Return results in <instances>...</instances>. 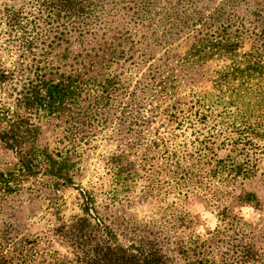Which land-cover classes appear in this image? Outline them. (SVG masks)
Returning <instances> with one entry per match:
<instances>
[{"label": "trees", "instance_id": "16d2710c", "mask_svg": "<svg viewBox=\"0 0 264 264\" xmlns=\"http://www.w3.org/2000/svg\"><path fill=\"white\" fill-rule=\"evenodd\" d=\"M130 21L152 30L157 44L192 32L191 43L182 52L166 50L133 84L126 64L141 55L126 27ZM94 29L102 31L100 38L76 50L62 48L71 33L84 38ZM61 50L72 54L70 63ZM11 55L16 58L6 59ZM156 118V134L149 137ZM43 122L61 128L56 148L40 144ZM108 129L115 137L122 131V142L107 160L108 188L79 192L74 257L49 249L39 253L33 246L22 257V244L34 242L13 238L4 226L0 264L255 261V240H244L243 232L234 237L235 228L249 224L220 200L260 206L244 185L256 172L253 156L264 150V0H0V143L16 157L0 169L1 196L38 174L53 179L55 190L72 185L78 150ZM188 188L203 192L220 226L204 239L179 236L172 246L175 261L161 250L166 236L149 229L148 244L125 247L97 214L101 203L109 210L149 199L156 211H167L172 228L188 218L175 201L165 200ZM55 207L60 211L61 203ZM225 245L232 248L226 246L217 261L213 252Z\"/></svg>", "mask_w": 264, "mask_h": 264}, {"label": "rangeland", "instance_id": "374dc122", "mask_svg": "<svg viewBox=\"0 0 264 264\" xmlns=\"http://www.w3.org/2000/svg\"><path fill=\"white\" fill-rule=\"evenodd\" d=\"M19 1L17 0V2ZM219 2L220 0H214V5ZM122 13L117 18L119 21L123 20L124 14L122 16ZM124 19L128 21V18ZM114 25L115 22L110 23L111 28ZM126 27L132 30L133 38L137 43L138 53L141 55L139 58H134L136 60L134 65L126 64V67L131 66L128 73L133 84L137 80L146 77L148 68L152 63H160L162 61L166 50L174 49L176 52H182L191 43L192 32L188 34L181 33L170 40L168 44H157L154 42L152 30L138 24L136 25L133 21H130ZM94 32L95 34L91 36ZM101 33V30L94 29L91 34L85 35L84 38H79L73 32L68 36L69 43H63L62 48L69 50L70 47L71 50H76L79 43L83 42L86 44L87 40L92 39V37L98 39ZM107 35L109 34L105 36ZM59 52L60 54L66 53L68 55L65 62H71V53L69 54L63 50ZM14 58H16L14 55H11L10 58L6 57V59L13 60ZM57 60V58H54V61ZM139 95V92H137V96ZM158 118L147 129L149 137H153V134H156ZM60 130L61 128L55 123L43 122L42 132L39 137L40 144L50 149L56 148ZM114 132L108 129L102 135H98L87 146H83L78 150L75 159H77L76 166L79 170L74 177L72 185L55 190L53 179L47 175L38 174L25 179L19 191L6 196H1L0 193V228L4 226L10 228L15 239L26 238V240L34 242V245L22 244L24 247L21 252L22 257L33 253L30 246H33L34 250L39 253L49 249L57 250L68 257H74L77 250L76 244L73 242L74 234L76 233L74 227L76 229L75 222L81 214L78 209L79 192L81 189L102 192L108 188L110 173L107 168V160L112 153L117 152V145L122 142L121 137L123 135L121 131L120 136L115 137ZM161 132L162 129L158 130V133ZM121 148L124 150V154H129L130 151L126 147L121 146ZM129 157L134 158L132 154ZM253 161L256 170L255 175L245 182L244 187L247 191L254 192L258 197L259 209L250 205L235 206L236 202H232L231 199H222L220 201L221 206L233 205L234 207H230V209H233L236 216L250 226L247 228H235V233L238 232V236H234L238 240L242 236H244V240L248 238L255 240L256 243L253 244V247L257 250L258 256L254 257L256 258L255 261L251 260L248 264H264V150L253 156ZM14 162H16L15 154L11 150L3 148L0 143V169H5ZM148 201L149 199L142 201L133 199L130 203L114 206L109 210L104 209V204L101 203L98 206L97 214L111 229L115 238L125 247L130 245L138 247L148 244L151 240L148 237L149 229H152L153 233L160 237L166 236V239L160 243L161 250L171 256L174 261L178 256L175 255L172 246L174 241L179 239V236L204 239L211 236L220 226L217 210L210 205L203 192L196 188L182 190L175 198L170 196L165 200L166 203L175 201L177 208L185 213L188 218V220L180 218L179 223L172 228L168 224L167 211L162 212L160 209L156 211ZM60 203L61 209L56 211L55 204L58 205ZM240 232H243L242 236ZM233 241L235 240L232 239L229 243L233 245ZM226 246L228 249L232 248L230 245H225L219 252H213V257L217 261L222 258ZM231 250L228 251L229 254H232ZM180 262L181 260L178 259L177 263Z\"/></svg>", "mask_w": 264, "mask_h": 264}]
</instances>
